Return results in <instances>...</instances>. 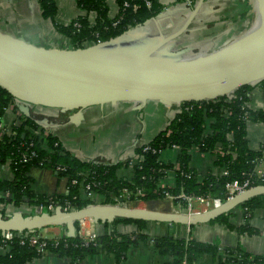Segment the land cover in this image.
<instances>
[{
    "label": "trees",
    "instance_id": "obj_1",
    "mask_svg": "<svg viewBox=\"0 0 264 264\" xmlns=\"http://www.w3.org/2000/svg\"><path fill=\"white\" fill-rule=\"evenodd\" d=\"M75 1L82 13L64 24L56 21L54 0H36L42 17L52 21L56 32L68 40L70 47H84L113 39L162 10L159 0H116L117 12L110 17L106 0ZM261 82L264 83V80ZM248 88L249 85H245L236 89L229 101L226 96H220L214 100L180 103L179 111L164 130L148 142L134 147L137 159L133 163L131 159L117 163L82 161L64 149L57 137L50 133L42 135V129L32 117L20 115L17 123L0 129V163H8L13 175L12 180H0V203L16 207L27 204L36 209L56 203L75 209L90 203L116 204L122 200L135 205L139 201L162 200L167 193L178 195L184 192L209 197L215 204L227 198L225 183L229 181L249 179L253 180L252 185L263 184L264 181L255 179L253 169L264 145L258 150L248 147L246 123L264 121V109L250 110L246 106ZM12 100L13 97L0 87V119ZM37 130L38 133L35 132ZM173 147L178 150L175 161L160 160V153ZM194 147L201 152H215V163L221 172L200 176L191 168L190 150ZM32 167L57 172L66 180L67 193H35L30 186L32 178L29 170ZM122 167H130V177L116 175ZM168 172L174 173L172 187L162 185ZM85 185L88 191L102 200L84 198L82 192ZM175 203L184 206L180 199H176ZM258 208L264 209V195L255 196L235 208L244 213L242 224H233V210L209 223L222 224L240 233H257L248 220L251 212ZM100 224L102 231L93 241L80 238L77 235L78 223H75L72 236L45 238L44 252L67 257L75 264L104 252L113 257V264H118L128 248L150 240L158 254L169 258L164 264L196 263L206 253L215 258V264H264V256L239 249H219L215 244L193 238H177L170 232L149 235L146 232L147 221L144 220L116 218L111 223ZM118 224H133L135 230L120 233L116 228ZM31 234H38V230L29 231L28 235ZM0 250V264H31L44 253L30 245L28 237L3 241L1 232Z\"/></svg>",
    "mask_w": 264,
    "mask_h": 264
},
{
    "label": "crops",
    "instance_id": "obj_2",
    "mask_svg": "<svg viewBox=\"0 0 264 264\" xmlns=\"http://www.w3.org/2000/svg\"><path fill=\"white\" fill-rule=\"evenodd\" d=\"M56 3V21L70 23L82 11L75 0H54ZM109 16L113 17L118 9L116 0H106ZM164 14L155 21H150V34L156 35L158 27L164 32L177 28L188 16L197 0H159ZM256 16L254 0H203L197 14L187 30L174 42L177 51H193L197 53L216 50L235 38L243 35L251 26ZM9 22V24H8ZM0 31L18 37L26 42L45 48H70L61 42L59 35L50 19L42 17L36 0H0ZM197 31V32H196ZM148 32V33H149ZM195 33L196 37H195ZM58 35V37H56ZM59 40L60 43H56ZM195 50V51H194ZM246 106L250 110L264 109V83L249 85ZM175 103L165 104L158 100H148L145 105L132 102L107 103L83 109L48 108L22 103L13 98L0 119V129L19 121L20 115L32 117L36 124L47 133L57 137L62 147L70 151L82 161H101L117 163L135 157L134 147L151 140L157 133L164 130L175 113L179 111ZM76 114V116L74 115ZM210 120L207 122L209 126ZM246 139L248 147L258 150L264 145V121L246 123ZM177 148H169L160 153V160L173 162ZM215 152H201L197 147L190 150V167L200 176L221 172L215 163ZM55 171L32 167L29 175L30 186L38 194L67 193L66 180ZM118 177H130V167H122L116 171ZM174 173L168 172L162 185H174ZM13 175L8 163H0V180H12ZM83 194V192H82ZM101 201L99 198L94 197ZM100 203V202H99ZM149 207L167 209L168 202L156 200L147 202ZM27 205V204H24ZM7 209H21L12 204L0 203ZM29 211L36 208L27 205ZM25 207V208H26ZM22 209L26 211V209ZM207 206L195 204L194 211H203ZM28 211V212H29ZM2 212V211H1ZM32 212V213H33ZM233 224L244 222V213L233 209ZM3 213V212H2ZM248 223L257 233H240L222 224L202 223L192 226L167 223L147 222L146 232L149 235L170 232L177 238L188 237L198 241L215 244L219 249L235 248L249 254L264 256V209L258 208L251 212ZM117 231L126 233L135 230L133 224H118ZM97 233L102 225L96 224ZM44 238H58L67 235L65 225L48 226L38 230ZM2 250H0L1 252ZM210 253L204 254L195 264H215ZM169 258L157 253L150 240L128 248L124 258L118 264H164ZM111 255L97 253L79 261L78 264H113ZM31 264H75L67 257H57L45 252L33 260Z\"/></svg>",
    "mask_w": 264,
    "mask_h": 264
},
{
    "label": "water",
    "instance_id": "obj_3",
    "mask_svg": "<svg viewBox=\"0 0 264 264\" xmlns=\"http://www.w3.org/2000/svg\"><path fill=\"white\" fill-rule=\"evenodd\" d=\"M202 3L197 0L172 31L158 27L156 35L150 34L148 24L164 14L161 10L113 39L84 47L45 48L0 31V87L22 103L79 110L116 102H132L141 108L148 100L165 104L214 100L261 82L264 0H254L256 16L243 35L216 50L182 59L178 54L185 50L174 49L173 41L187 30ZM259 195H264V183L190 214L107 203L69 210L57 206L53 211L43 205L25 215L0 211V232L65 225L67 236H72L75 223L84 218L95 224L127 218L167 223L169 228L173 224L192 226L208 223Z\"/></svg>",
    "mask_w": 264,
    "mask_h": 264
},
{
    "label": "built area",
    "instance_id": "obj_4",
    "mask_svg": "<svg viewBox=\"0 0 264 264\" xmlns=\"http://www.w3.org/2000/svg\"><path fill=\"white\" fill-rule=\"evenodd\" d=\"M124 4H126V3H124ZM134 8H136V7H134ZM233 97H234V92L227 95L226 99L229 101ZM35 132L38 133L39 131L37 130ZM139 145H141V144H139ZM136 159H137V156H135L131 160V163L135 162ZM253 172H254V176H255L256 180L264 181V148L261 149V154L255 161V166H254ZM223 173H225V172H223ZM72 183H76V181H72ZM252 183H253V180H249V179H245L243 181L233 180V181H229V182L225 183V191H226L227 198H229V197H231V196H233V195H235V194H237V193H239L245 189H248V188L254 186V185H252ZM87 188H88V186L85 185L84 186V192H83L82 196L86 199L93 200L95 195L91 191H88ZM124 197H126V196H124ZM176 199L182 200L184 206L181 207L179 204L175 203ZM162 200H165L168 202L167 209H164V208L163 209H156L155 207H149L147 202H140V201L136 202L135 205L126 204V201H123V200L121 202L116 203V204L121 205V206H127V207H138V208H142V209H154V210H159V211H169L172 213H187V214L195 212L194 211L195 204H198V205L201 204L203 206H207L208 208L213 207L216 204V203L214 204L209 197L192 196V195H187L184 192H180L178 195H171V194L167 193L165 195V198H163ZM57 206H60V205H56V203L47 205V207L50 211L55 210V208ZM60 207H62V206H60ZM62 208L65 210H69L68 208H64V207H62ZM208 208H206V209H208ZM95 225L96 224L94 223V221L92 219H89V218H84V219L79 220L78 221L77 235L86 241H93L97 235ZM1 235H2L3 241L4 240H10V239L16 238V237L17 238L28 237V242L30 243V245L34 246L35 248L39 249L42 252H44V249L46 246V242L44 240L45 238L39 234L28 235V232L5 231V232H2ZM189 239H190V237H188V235H186L185 240H189ZM183 264H187V263L183 262ZM192 264H195V263H192Z\"/></svg>",
    "mask_w": 264,
    "mask_h": 264
},
{
    "label": "rangeland",
    "instance_id": "obj_5",
    "mask_svg": "<svg viewBox=\"0 0 264 264\" xmlns=\"http://www.w3.org/2000/svg\"><path fill=\"white\" fill-rule=\"evenodd\" d=\"M8 24H9V22H8ZM197 32V31H196ZM196 34L197 33H195V37H196ZM56 37H58V35L56 36ZM61 37V42H65V45L67 46V44L69 43L68 42V40L65 38V37H63V36H60ZM59 40H57L56 41V43L58 44V43H60L61 45H62V43H61ZM69 45V44H68ZM67 48V47H66ZM195 51V50H194ZM197 51V50H196ZM193 52V51H190V52H188V51H182V53L181 54H178V56L180 57V58H182V59H187V58H189V57H192V55H195V53H197V52ZM47 132H45L44 130H42V135H45ZM27 205H22L21 206V209H7V208H5V207H2V206H0V211H3V214L5 215H11V214H14V213H20L21 215H25V214H31L33 211H29V208L28 207H26ZM27 208V210L26 211H23L22 209H24V208ZM25 208V209H26ZM37 210V209H36ZM35 210V211H36ZM29 211V212H28Z\"/></svg>",
    "mask_w": 264,
    "mask_h": 264
}]
</instances>
